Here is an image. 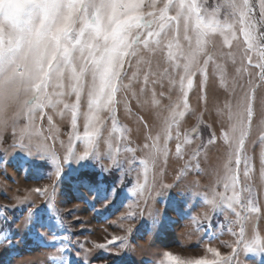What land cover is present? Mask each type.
<instances>
[{
  "label": "rangeland",
  "instance_id": "rangeland-1",
  "mask_svg": "<svg viewBox=\"0 0 264 264\" xmlns=\"http://www.w3.org/2000/svg\"><path fill=\"white\" fill-rule=\"evenodd\" d=\"M163 2L158 0L157 8ZM198 2L211 11L222 0ZM181 43L186 54L195 51L189 67L193 86L187 94L189 107L181 108L184 116L169 128L170 138L164 128L176 103L184 99L180 81L185 68L184 61L176 68L168 60L166 41L151 51L141 46L125 65L122 79L127 87L117 93L115 126L111 113L102 111L93 149L97 155L65 162L59 179L51 157L37 145L47 136L57 156L67 155L73 128L62 105L63 115L49 107L35 121L41 135L29 126L26 114L0 132V264H169L166 252L184 260L211 259L208 247L229 254L227 245L238 239L232 232H239L241 224L247 238L264 237V79L253 66L256 57L249 62L251 54L245 53L238 30L237 39L226 42L216 33L196 51L183 39L182 28ZM17 96L26 99L23 92ZM65 101L74 103L75 96ZM79 111L76 132L83 136L86 91ZM71 144L75 152L85 150L82 139ZM150 153L145 184L142 161ZM83 173L92 178L82 179ZM234 174L241 204L255 194L259 212L208 204L225 192L226 179ZM52 184L55 193L49 204L34 189ZM137 184L145 189L137 190ZM129 212L134 219L126 218ZM114 235H126L127 240L119 247H96ZM53 256L58 258L53 261ZM234 260L264 264V252L238 247Z\"/></svg>",
  "mask_w": 264,
  "mask_h": 264
},
{
  "label": "snow or ice",
  "instance_id": "snow-or-ice-1",
  "mask_svg": "<svg viewBox=\"0 0 264 264\" xmlns=\"http://www.w3.org/2000/svg\"><path fill=\"white\" fill-rule=\"evenodd\" d=\"M157 2L158 0H0V95L6 91L13 95L24 93L26 99L21 115H27L29 126L37 135L42 133L36 128L35 121L42 118L40 114L46 108L55 109L61 115L64 114L63 110L71 114L73 132L69 136L67 155L62 158L57 156L47 143V136L37 145L38 151L51 157L57 179L62 174L65 162L97 155L93 149L102 123L99 114L109 111L115 126L117 93L127 87L122 79L125 65L131 64V58L138 55L141 46L151 51L166 41L168 60L176 68H180V62L184 61L185 76L180 81L184 99L176 103L170 118L166 120L164 135L169 138L170 126L184 116L181 108L187 110L189 107L187 94L193 86L189 67L195 51L191 55L184 52L181 43L182 28L183 39L190 47L194 45L196 51L207 43L209 36L219 33L228 42L237 39L238 30L246 44L245 53L251 54L249 62H252L254 55L256 61L253 66L260 69L261 78L264 79V31H261L264 29V0H222L211 11L198 0H164L160 8H157ZM146 7L153 11L146 12ZM135 77L136 73H133L132 78ZM144 80L147 83V75ZM85 91L87 124L83 136H80L76 132V125L80 115L81 96ZM69 95L75 96L74 103L65 101V97ZM48 119L51 123V116ZM227 138L226 134L225 139ZM73 139L84 141L85 150L82 153L73 150ZM211 142L210 140L209 143ZM179 150L178 144L177 151ZM151 155L150 153L149 158L142 161L145 184L152 162ZM236 183V174L227 178L225 192L208 200V204L215 207L218 202L226 203L233 210L236 205H240L247 212H259L255 194L241 204ZM144 189L145 185L137 184V190ZM229 190L231 195H228ZM34 191L40 196L48 197V203L51 204L55 184L38 187ZM28 215H31V211ZM236 215L240 217L241 214L237 212ZM126 218L134 219L135 214L129 212ZM126 231L131 233L133 229L129 227ZM232 234L238 239L227 245L231 249L227 255L221 254L215 247H208L211 259L199 257L184 260L172 252L164 253V257L169 264H236L234 256L238 247L248 252H264V237L255 234L247 238L243 224L239 232L233 231ZM126 240V235H114L106 243L97 244L96 247L105 248L110 244H117L119 247ZM57 251L63 252L64 248L58 247ZM57 258L53 256L52 260Z\"/></svg>",
  "mask_w": 264,
  "mask_h": 264
},
{
  "label": "clouds",
  "instance_id": "clouds-1",
  "mask_svg": "<svg viewBox=\"0 0 264 264\" xmlns=\"http://www.w3.org/2000/svg\"><path fill=\"white\" fill-rule=\"evenodd\" d=\"M25 100L5 92L0 95V132L5 131L21 115Z\"/></svg>",
  "mask_w": 264,
  "mask_h": 264
},
{
  "label": "trees",
  "instance_id": "trees-1",
  "mask_svg": "<svg viewBox=\"0 0 264 264\" xmlns=\"http://www.w3.org/2000/svg\"><path fill=\"white\" fill-rule=\"evenodd\" d=\"M82 179L90 180L92 178V174L83 173L80 175Z\"/></svg>",
  "mask_w": 264,
  "mask_h": 264
}]
</instances>
